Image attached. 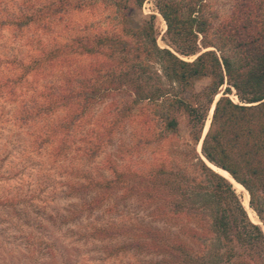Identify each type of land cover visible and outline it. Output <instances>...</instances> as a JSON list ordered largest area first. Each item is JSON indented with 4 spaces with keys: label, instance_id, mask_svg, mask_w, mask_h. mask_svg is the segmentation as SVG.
<instances>
[{
    "label": "rangeland",
    "instance_id": "1",
    "mask_svg": "<svg viewBox=\"0 0 264 264\" xmlns=\"http://www.w3.org/2000/svg\"><path fill=\"white\" fill-rule=\"evenodd\" d=\"M66 1L0 0V264H170L173 254L156 245L180 239L192 250L195 264H231L222 253L225 246L214 253L213 244L190 242L173 212L161 214L173 206L121 188L103 198L102 188H92L91 182L122 171L145 172L162 162L189 178L203 176L191 159L183 114L178 115L179 131L171 133L153 105L141 103L120 113L130 100L121 93L111 92L78 118L74 109L55 103L83 73L91 79L95 65L94 56L69 52V40L112 27L100 2L80 0L79 8L76 0ZM207 1L217 15L214 22L229 14L233 2ZM154 3L145 0L141 11L156 15L157 44L165 47L166 25ZM24 15L30 20L19 26ZM60 50L64 53L52 56ZM32 58L40 61L35 65ZM209 82L208 77L194 80L192 91ZM229 97L236 101L233 89ZM237 194L241 201L243 194ZM249 200L248 194L247 215L264 231ZM253 204L264 214L263 191L256 190ZM99 229L111 232L107 236ZM243 247L239 253H264L263 247L260 254Z\"/></svg>",
    "mask_w": 264,
    "mask_h": 264
},
{
    "label": "trees",
    "instance_id": "2",
    "mask_svg": "<svg viewBox=\"0 0 264 264\" xmlns=\"http://www.w3.org/2000/svg\"><path fill=\"white\" fill-rule=\"evenodd\" d=\"M82 1L100 2L108 10L112 27L69 40V52L92 55L95 65L91 79L83 73L76 85L68 84L67 93L57 95L55 103L74 109L78 118L111 92L121 93L130 100L120 113L141 103L153 105L163 129L171 133L179 131L178 115L183 114L191 159L203 176L189 178L162 162L145 172L122 171L105 181L91 182L92 188H102L103 198L121 188L148 200H162L174 209L162 208L161 214L173 212L188 241L213 244L214 253L225 246L222 253L231 264H264V253L254 257L238 251L244 246V250L260 254L264 248L262 227L250 221L233 184L203 159L226 170L245 188L250 207L264 226V214L253 204L256 190L264 192V0H233L229 14L216 22L217 15L207 0H155L166 25L165 47L157 44L156 15L141 11L145 0ZM81 2L77 7H82ZM29 20L24 15L17 24L23 26ZM191 56L195 57L189 59ZM32 61L36 65L40 60ZM202 77H208L209 84L193 92V81ZM232 89L236 101L229 97ZM209 110L212 114L204 134ZM200 142L203 157L196 150ZM98 232L108 236L111 230ZM175 242L156 246L173 254L170 264H195L184 240ZM208 251L210 248L195 255L204 259Z\"/></svg>",
    "mask_w": 264,
    "mask_h": 264
},
{
    "label": "bare ground",
    "instance_id": "3",
    "mask_svg": "<svg viewBox=\"0 0 264 264\" xmlns=\"http://www.w3.org/2000/svg\"><path fill=\"white\" fill-rule=\"evenodd\" d=\"M212 109H213V106H212ZM211 112H212V110H211ZM209 119H210V117H209ZM209 121L207 123L206 131H207V128H208ZM206 131H204V133ZM206 163L214 171H216L217 173L221 174L223 177H225L226 179H228L233 184V187H234V189L236 190L237 193H240V194L242 193L243 194V197H241V201H242V204L245 207V209L248 210V208H249L248 207V204H247L248 194H247L246 190L243 188V186H241V184H239L238 182L234 181L225 170L216 167L215 165L211 164L209 161H206Z\"/></svg>",
    "mask_w": 264,
    "mask_h": 264
},
{
    "label": "water",
    "instance_id": "4",
    "mask_svg": "<svg viewBox=\"0 0 264 264\" xmlns=\"http://www.w3.org/2000/svg\"><path fill=\"white\" fill-rule=\"evenodd\" d=\"M216 101V100H215ZM215 101H213V107H214V103ZM213 110V109H212ZM205 134V133H204ZM204 136V135H203ZM203 136L201 137V142H202V139H203ZM201 144V143H200ZM201 146V145H200ZM203 157V156H202ZM204 161L206 162L207 160L203 157ZM208 165V164H207ZM209 166V165H208ZM210 167V166H209ZM211 168V167H210ZM212 169V168H211ZM213 170V169H212ZM224 170V169H223ZM226 171V170H225ZM227 172V171H226ZM228 173V172H227ZM229 174V173H228ZM230 175V174H229ZM231 177V176H230ZM232 178V177H231ZM233 179V178H232ZM234 180V179H233ZM235 181V180H234Z\"/></svg>",
    "mask_w": 264,
    "mask_h": 264
}]
</instances>
